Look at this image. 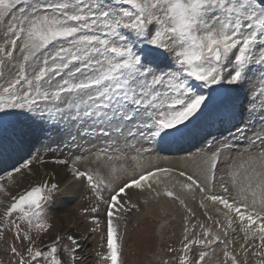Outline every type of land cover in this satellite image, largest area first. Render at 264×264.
I'll use <instances>...</instances> for the list:
<instances>
[{
    "label": "snow or ice",
    "instance_id": "6c2138e0",
    "mask_svg": "<svg viewBox=\"0 0 264 264\" xmlns=\"http://www.w3.org/2000/svg\"><path fill=\"white\" fill-rule=\"evenodd\" d=\"M0 35L4 38L0 113H38L63 125L65 131L79 124L77 132L86 137L94 130L110 139L115 135L117 141L120 137L126 141L175 139L199 118L209 100L197 89L202 86L215 95L225 85L245 82L252 67L259 65L264 70V0H0ZM17 51L19 56L14 55ZM5 118L0 117V124ZM256 141L259 151L242 153L230 165L228 175L236 190L232 200L210 194L197 178L170 167L145 170L115 185L121 169L113 161L121 157L107 150L95 156L106 175L81 170L74 161L72 178H83L93 196L107 206V253L101 259L121 264L123 246L117 221L124 219L119 213L139 207L123 199L133 188L152 197H171L181 205L185 201L173 189L188 194L198 189L203 195L200 207H205L204 201L222 205L227 228L238 218L245 241L258 239L255 255L264 257V136H256L253 147ZM201 159L214 181L220 153ZM31 163L23 164L29 173ZM7 179L12 182L13 173ZM105 189L107 200L102 195ZM59 191L60 185L45 181L12 195L0 182V194L10 197L7 206L0 197V235L14 228V238L20 241L23 237L29 244L27 258L21 256L20 264H66L58 255L61 239L70 242L64 251L75 259L73 253L79 247L75 236L57 235L45 252L36 247L32 235L39 237L53 227L45 218V206ZM223 191L227 193L228 187L223 186ZM98 211V206L91 208L93 213ZM21 223L28 225L26 231L22 232ZM92 223L98 227L100 221L93 217ZM215 223L227 236L220 221ZM200 228L203 238L184 237L188 242L183 245L180 264H189L187 253L193 245L202 249L195 264H205L211 245L221 241L212 227L201 223ZM11 251L19 255L14 244ZM224 256L239 264L231 251L225 250Z\"/></svg>",
    "mask_w": 264,
    "mask_h": 264
},
{
    "label": "rangeland",
    "instance_id": "374dc122",
    "mask_svg": "<svg viewBox=\"0 0 264 264\" xmlns=\"http://www.w3.org/2000/svg\"><path fill=\"white\" fill-rule=\"evenodd\" d=\"M0 46H4L2 35H0ZM14 55L19 56V52L17 51ZM262 78H264V70L257 65L251 68L247 80L241 85H225L215 95L212 94V90L202 86L197 89L202 94L209 96L208 101L210 102L209 105L206 104L202 108L201 114H199L201 119L210 120L212 125L213 122L210 118L215 114V110L219 108L221 102L232 95L235 97L237 109L234 108L236 105L233 107L231 103L227 105V108L231 110L230 114H238L237 122H239L235 129L225 130L228 129V126L222 125L220 128L222 132H213V134L207 132L208 134L204 135L205 138L201 136L197 140L196 131L198 132L200 129L203 131L205 127L198 126L196 118L189 124L182 136L166 142H161L158 138L148 140L140 137L129 138L127 141L124 137H120L117 141L115 135L110 139L105 136H98L94 130L88 132L86 137L77 132L80 127L79 124L71 125L69 131H65L64 126L58 125L55 120L47 116L41 117L38 113L27 110H12L10 116L0 113V117H6L3 124H0V182L7 185L9 183L8 174L13 173L12 180L18 183V186L20 185L21 192L28 189L24 184L31 177L26 174L28 170L23 169V164L28 161L32 162L30 166L32 171L36 168H43L48 171V167L51 165L63 172L67 178L71 175L70 168L74 161L81 170L85 168L93 171L99 170L101 174L106 175V170L100 168L95 156L99 150H107L114 157H121L119 160L113 161L121 169L115 177V185H119L126 179L145 170L170 167L177 171H185L197 178L207 186L210 194L223 195L232 200L236 197V190L233 188L232 180L228 175L230 165L242 153L249 150L252 152L259 151V141H256V147L252 146V142L256 136H264V95H259L264 90V79ZM184 137L186 140H182ZM174 144L178 147L171 152L172 149L169 148L172 146L175 148ZM217 151L220 153V163L217 165L216 178L213 181L210 179L207 165L202 168L201 164L192 167L193 163L190 164V161L195 157L197 161H202L203 156H210ZM81 156L86 157V159L77 160V157ZM56 160H64L68 163L56 164L54 163ZM17 167L22 169L21 173L15 172ZM38 173L33 175L37 177ZM81 180L84 189L78 198L71 200L72 208L75 209L69 213L71 217L65 216L64 221H60L59 217L64 213L56 210L60 204L65 203L67 197H70L69 194L60 192L51 203L45 206V218L53 227L39 237H36L34 232L32 235L36 247L46 252L54 237L57 235L62 238L67 236L61 234L62 226H65L64 230L67 231L76 230L75 232L82 240V244L73 253L75 259H72L67 251H64L65 246L71 247L70 242L66 239H61L58 245L60 258L66 264H108L101 259V256L107 253L105 243L107 206L98 201L93 196L86 181L83 178ZM38 182L43 183L42 180ZM223 186L228 187L227 193L223 191ZM195 191L200 193L198 189ZM127 192L128 195L124 196L123 199L137 203L139 207L135 211L133 209L131 212L119 213V215L124 216L122 221H118L119 238L123 246L121 264H180L181 258L185 255L182 251L183 245L188 242L184 237L187 236L188 240L203 238L201 223L212 227L213 231L221 236L219 243L214 242L211 245L209 249L210 258H206L205 264H232V261L224 256L225 250L236 255L239 264H260L261 259H264V257L255 255L259 251L258 239L245 241L243 232L239 230L238 218H234L236 222L233 223L232 228H227V222L223 216V212L226 210L222 205H212L210 202L204 201L205 207H200V202L203 199L201 193L198 195V199L195 201L193 199L197 206L195 211L202 212L203 218L199 219L189 213L188 207L181 205L178 200L171 197L161 196L166 197L171 210L153 212L150 209L156 205L157 200H147V203L141 199L136 201L138 198L131 194L133 193L132 190L128 189ZM102 195L107 200L108 190L105 189ZM0 197L5 200V206H7L10 199L6 200L3 194H0ZM93 206H98L99 211L91 212ZM205 212L212 216V220L208 219ZM17 215L14 213L12 218L16 219ZM93 217L99 219L98 227L92 223ZM216 220H219L227 230V236H224L220 231L219 226L215 223ZM93 227H97L95 232L91 231ZM27 229L28 225L21 223L22 232ZM14 233L15 229L10 228L5 229L0 235V264H20L21 256L27 258L28 241L23 240V237L20 241L16 240ZM13 244L16 246L19 255L11 251ZM245 248L247 252L244 251ZM201 250L199 245L192 246L187 253L190 258L189 264H195Z\"/></svg>",
    "mask_w": 264,
    "mask_h": 264
},
{
    "label": "bare ground",
    "instance_id": "6f19581e",
    "mask_svg": "<svg viewBox=\"0 0 264 264\" xmlns=\"http://www.w3.org/2000/svg\"><path fill=\"white\" fill-rule=\"evenodd\" d=\"M209 101H207L206 102V104L207 105H209ZM229 103H231L232 105H233V107L236 105L235 104V97L234 96H232V95H230V97H228L225 101H223V102H221V104H220V106H218L219 108H217V110H215L214 112H215V114H213V116H212V118H210L211 120H212V125H211V121L210 120H203V119H201L200 117L198 118V119H196L197 120V124H198V126H204L205 127V129H203V131L201 130H199L198 132L196 131V133H195V136H196V140L197 139H199L201 136H202V138L204 137V135L207 133V132H210V133H212L213 134V132H216V133H219V132H222V131H220V128H221V126L223 125V126H228V129L226 128L225 130H232V129H235L237 126H238V124H239V122H237L238 120H237V118H238V114H230L231 113V110H228V108H227V105L229 104ZM246 103V102H245ZM242 104V103H241ZM240 104V105H241ZM235 109H237V105L234 107ZM210 111V110H209ZM213 112V113H214ZM206 115V114H205ZM195 122V121H194ZM195 125V124H194ZM211 125V126H210ZM232 125H233V127H232ZM194 132H195V130H194ZM208 134V133H207ZM206 134V135H207ZM193 136V135H192ZM186 137H184L182 140H186L185 139ZM201 138V139H202ZM205 138V137H204ZM188 139V138H187ZM195 140V141H196ZM158 141V140H157ZM189 142V141H188ZM198 142V141H197ZM158 143V142H157ZM194 143V142H193ZM187 144V143H186ZM185 144V145H186ZM197 144V143H196ZM175 145V148H174V146H172L171 148H169V149H172L171 150V152L173 151V150H175V149H177V147H178V145H176V144H174ZM202 155V154H201ZM204 155V154H203ZM202 155V156H203ZM204 157V156H203ZM190 158V157H189ZM188 158V159H189ZM196 158V157H195ZM192 159V161H190V164H191V162L193 163L192 164V167H194V166H196V165H200L201 166V168L202 167H204L205 166V164H203L202 163V161H197L196 159ZM188 159H185V160H188ZM191 159V158H190ZM189 159V160H190ZM191 166V165H190ZM197 166V167H198ZM49 170L48 171H46L45 169H43V168H36L35 170H31L30 171V173H29V171L26 173L27 175H29V177H31L30 179H29V181L28 182H26L24 185L26 186V187H28V188H30L31 186H34V185H36V184H40L38 181L39 180H42L43 182H45V181H47V182H49V183H56V184H58V185H60V191H59V193L60 192H64V194H69V196L70 197H67L68 199H66L65 200V203H62V204H60L59 205V207H58V209L56 210V211H58V212H61V213H64V214H62V215H60V221L61 222H63L64 221V218H65V216H70V212L72 213L73 211H75V209L73 210V208H72V201L71 200H73V199H75V198H78V196L82 193V191H83V181L80 179V180H74L73 178H72V176L70 175L69 176V178H67V176L65 177V175H64V173L63 172H61V171H59L56 167H54V166H51V165H49ZM47 168V169H48ZM42 171V172H41ZM44 171V172H43ZM37 172H39L38 173V176L37 177H35L33 174L34 173H37ZM192 174V173H191ZM33 175V176H32ZM203 181V180H202ZM5 185V188L12 194V195H17L18 193H20L21 191H22V189H21V187H20V185L18 186V183H16V182H13V180H12V182H9V183H7V185H6V183L4 184ZM132 190V192L133 193H131L132 195H134L135 196V198H138V199H136V201L137 200H139V199H141V200H145V199H147V200H151V199H153V200H157L156 202V205H154L151 209H150V211H153V212H155V211H163V212H167V211H169V210H171V206H170V204H169V202L166 200V197H152V196H149L148 195V193H147V191H145V192H141L140 190H138V189H135V188H133V189H131ZM174 191H176V193H177V195H180L181 196V198L182 199H184V201H185V204L184 205H186V207H188V209H191V212H189L190 214H194L195 215V217L197 216L199 219L200 218H203L202 217V212L200 211H195V208L197 207L196 205H195V203H194V201L196 200V199H198L197 197H198V195L200 194H198V192H192V193H190V194H188V193H183V192H181L180 190H179V188H177V189H173ZM133 196V197H134ZM5 199L7 200V199H10V197H7V196H5ZM173 199V198H172ZM193 199H194V201H193ZM198 202V201H197ZM134 211H135V209H134ZM147 211V210H146ZM134 214V213H133ZM71 217V216H70ZM201 221V220H200ZM117 223H118V221H117ZM65 229V226H62V232H61V234L62 235H73V236H75L76 238H77V240H78V243H79V247H81V242H82V240L81 239H79V236H78V234H77V232H75L76 230H72V229H70V230H64ZM222 232V231H221ZM223 233V232H222ZM223 236V235H222ZM78 247V248H79Z\"/></svg>",
    "mask_w": 264,
    "mask_h": 264
}]
</instances>
